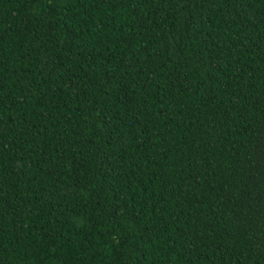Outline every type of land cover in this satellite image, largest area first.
I'll use <instances>...</instances> for the list:
<instances>
[{
    "label": "trees",
    "instance_id": "trees-1",
    "mask_svg": "<svg viewBox=\"0 0 264 264\" xmlns=\"http://www.w3.org/2000/svg\"><path fill=\"white\" fill-rule=\"evenodd\" d=\"M0 264H264V0H0Z\"/></svg>",
    "mask_w": 264,
    "mask_h": 264
}]
</instances>
